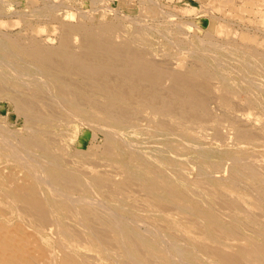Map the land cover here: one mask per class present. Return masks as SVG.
<instances>
[{"label":"bare ground","instance_id":"6f19581e","mask_svg":"<svg viewBox=\"0 0 264 264\" xmlns=\"http://www.w3.org/2000/svg\"><path fill=\"white\" fill-rule=\"evenodd\" d=\"M40 1L32 18L59 23L58 41L0 29V98L23 122L0 123V264H264V102L251 80L264 55L225 37L188 66L158 58L137 19L65 18L66 0Z\"/></svg>","mask_w":264,"mask_h":264},{"label":"rangeland","instance_id":"374dc122","mask_svg":"<svg viewBox=\"0 0 264 264\" xmlns=\"http://www.w3.org/2000/svg\"><path fill=\"white\" fill-rule=\"evenodd\" d=\"M38 1L40 3H42V1H40V0H38ZM76 1L78 3H76ZM81 1L80 0H75V1L74 0H66V1H64V4L62 3L63 6H61V9L59 8L58 12H60L62 17H65V18H66L65 14H69V11H70V13L77 12V10H79L80 12L86 11L87 13L92 12V13H95L97 16L99 13L98 19L100 16H102V14L104 12H106V13H108V15L106 14V17H108V18H106L107 19L106 21L115 22L117 24H119V22L122 21L124 26H126V27L131 26L126 21L127 17L137 19V22L139 23L137 25L141 26L142 29H145V31L148 32V33H146L148 38L146 37L145 40H147L149 42V44L151 43L149 45V47L155 48L154 52L156 53V55L159 53L160 54L162 53L161 55L160 54L158 55V58H163V56L166 55L165 53H167L169 55L171 54L170 56L172 57V59L175 60V62L176 61L178 62L177 59L180 60L179 62H182V59H183V61L186 62V64H188V66H189V63L192 64V61L194 60V54H191L192 51L195 52V50L197 51V50H201L202 48L207 47L206 45H207V42H209V40L211 42L214 41V43L216 42L218 45L222 44L226 40L225 37L228 39V41L230 43L232 42L233 45H235L237 47L247 49L250 52L252 51L251 53H253V51H257V52H260V54L264 55V28H263L264 23H261L264 20V7H261V9L260 8L258 9V8H256V6H254V4H245L243 6V8H241L242 6H240V4H239L240 1H237V0H233V1H229V0H221V1L220 0H200V1L199 0H196V1L195 0H160V1L159 0H143V1L142 0L141 1L140 0H130V1L129 0H81ZM12 2H13V5H12ZM12 2H11V0H6V1L0 0V6H1V10H2V13L0 14V21L3 22V24L5 25L3 27H0L1 30H5V32L7 30V32L8 33L11 32V34H13V33L21 34L23 32L21 35H25V36H27L30 32H32L37 36L39 35L40 38L52 37L56 41H58L61 29L58 28L57 31L54 32V29L52 27H60L59 23L53 22L52 20H45V19L40 20V19L32 18V14H31L33 12L32 8L34 7L35 9H37L38 7H35V6L31 7L28 4V0H13ZM37 4H38V2H37ZM81 4H83L84 6ZM65 5H66V7H65ZM89 5H91L92 7ZM95 5H97V7ZM239 6H240V8H239ZM64 7L66 10L64 9ZM101 7H104V8H101ZM74 8L76 9V11ZM96 8H98V9H96ZM113 8L116 12L113 11ZM240 9H244V10L240 11ZM245 9L246 10L248 9V10L245 11ZM17 10H19V11H17ZM26 10H27V12H26ZM203 10H205V11H203ZM211 10H212V12H210ZM145 12H148V13H145ZM201 12H203V13H201ZM13 14H15V16H13ZM147 14L150 17L147 16ZM10 15H12V16H10ZM137 15H138V17H137ZM162 15L164 16V18ZM153 16H157V17H153ZM120 17L122 19H120ZM24 19H26V21L28 23H30V25H33L34 31H32V28L30 26H28V28L30 27L31 30H27V28L25 26L26 21L24 22ZM30 20L33 21L35 24H32L33 22H31ZM222 20H224V21H222ZM183 21H186V22H183ZM180 23H182L183 26ZM227 23H228V25H227ZM241 23L244 26H242ZM39 24H41V25H39ZM131 24L135 25L134 23H131ZM184 24L186 27L184 26ZM21 25H23L24 27ZM155 25H156V27H155ZM194 25H195V27H194ZM178 26H181V29L177 28ZM46 27H47V29H46ZM228 27H229V29H228ZM22 28H23V30H22ZM253 28L256 30H254ZM40 29L42 30L41 32H39ZM157 30H158V32H157ZM216 30H217V32H216ZM226 30H230V32L229 31L227 32ZM175 32L180 33L179 36L184 38V42H185V48L184 49L179 50L178 49L179 47H174V46L170 45L171 44L170 40H173L172 37L174 36ZM185 32H187V33H185ZM235 32H237V33H235ZM255 33H257V34H255ZM182 34H184V35H182ZM231 34H234L236 37L231 35ZM197 37L199 38V41H198ZM169 38H172V39H169ZM203 38H204V40H203ZM260 39H262V40H260ZM149 40H151L152 42ZM190 40L193 43L190 42ZM193 40H195V41H193ZM164 41H165V43H164ZM200 42L201 43L204 42V44L203 43L201 44ZM193 44H195V45H193ZM198 45H200V46H198ZM227 45H229V44H226V46ZM165 46H166V49H165ZM173 48L175 50H173ZM163 50L164 51L166 50V52H164ZM168 52H170V53H168ZM175 53H177V54H175ZM180 53H181V55H180ZM260 54H258V55H260ZM190 59H192V61ZM230 66L231 67L235 66V63L230 64ZM229 72H231V70H229ZM234 72L236 73V71H234ZM256 72H258V71H256ZM252 75H253L252 76L253 78L251 80L255 81L260 87L259 89H257V91L253 90V92L255 93V97L257 98V99L255 98V99H256V101H259V99L261 98L264 102V73H262L260 71L258 73L252 74ZM234 78H236V81H239L238 79H240L239 76H237V75H234ZM253 81H252V83H253ZM254 88H256V87H254ZM257 107H258V109L260 108L258 105H257ZM261 111L263 112V110L260 108L259 112H261ZM254 112L258 113V110L256 109ZM0 116H1L0 117V123H2V124L4 123L6 125V127L9 128L10 131H14L17 133H21L23 131L22 120L19 119V116L15 112V109L8 102V100H6V98H2V99L0 98ZM4 117H6L5 120H4ZM71 130H73V131H71ZM79 131H82V132H79ZM86 132H89V129H87V126L85 124L78 125L77 128L71 127L68 130V134H70L72 137L74 136L73 138L75 139V141L72 143V145H76L77 142L79 143V141L81 142L82 136ZM86 141H88V143L90 142L89 143L90 146H96L98 149L101 148V144H102L101 140L91 138V134H89V136L86 138ZM218 175L221 177L222 173L221 174L219 173Z\"/></svg>","mask_w":264,"mask_h":264}]
</instances>
